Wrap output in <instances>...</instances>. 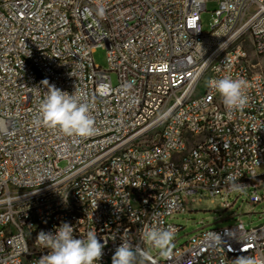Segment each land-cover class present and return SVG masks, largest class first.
Returning a JSON list of instances; mask_svg holds the SVG:
<instances>
[{
    "label": "built area",
    "instance_id": "1",
    "mask_svg": "<svg viewBox=\"0 0 264 264\" xmlns=\"http://www.w3.org/2000/svg\"><path fill=\"white\" fill-rule=\"evenodd\" d=\"M208 2L216 9L204 31ZM97 48L107 70L93 62ZM224 75L248 82L243 109L226 110L207 86ZM45 80L86 95L93 136L33 125ZM229 175L251 205L264 201V0H0V264H36L47 254L36 236L63 222L78 238L95 230L107 240L97 264L125 238L147 252L141 230L171 226L177 236L184 228L171 220L195 196L229 210ZM201 225L169 258L138 260L264 264V222Z\"/></svg>",
    "mask_w": 264,
    "mask_h": 264
},
{
    "label": "clouds",
    "instance_id": "2",
    "mask_svg": "<svg viewBox=\"0 0 264 264\" xmlns=\"http://www.w3.org/2000/svg\"><path fill=\"white\" fill-rule=\"evenodd\" d=\"M97 15L101 18L105 15V9L99 7ZM45 95L38 104V109L33 116L32 123L35 127H43L54 133L66 137H91L96 132L95 119L92 115L93 104L86 95L75 90L72 94L49 85ZM133 84L124 85V89L130 90ZM207 86L218 93L226 110H240L248 103V82L243 78H234L231 75L210 78ZM238 177L229 175L227 181L230 191L237 194H246L245 185L238 183ZM174 227H145L141 230L142 241L155 250L162 258H169L175 247ZM37 247L46 249L47 254L42 255L36 264H97L103 256V250L107 240L103 243L95 230H88L82 238L74 235V228L67 222L61 223L54 232L40 231L36 236ZM147 252H138L128 239H122L111 258V264H143L138 256H147ZM231 264H256V260L250 256H240Z\"/></svg>",
    "mask_w": 264,
    "mask_h": 264
},
{
    "label": "rangeland",
    "instance_id": "3",
    "mask_svg": "<svg viewBox=\"0 0 264 264\" xmlns=\"http://www.w3.org/2000/svg\"><path fill=\"white\" fill-rule=\"evenodd\" d=\"M215 9L216 4L214 2H208L206 4V10L201 13L200 19L204 31L209 30L213 19V11ZM92 57L96 66L100 67L101 70H107L105 49L97 48ZM110 79L112 83L115 84L116 77L114 74H110ZM66 165L65 161H61L58 164L60 168H65ZM257 194L259 196H264V181L261 182L260 187L257 189ZM247 195L248 192H246V194L231 192L226 201L233 205L227 211H223L219 206L220 198L212 200L209 197H205L201 201H198V196H195V203L190 204L188 208L192 211L174 216L171 220L173 224L180 225L184 228L179 234H177V236H175V247L184 243L190 235L200 229L202 227L201 223H208V227H225L232 225L237 216H239L246 229L256 227L258 224L263 223L264 201L257 205H251L248 201ZM146 251L151 255H154L155 253L158 254L155 250H151L149 247H146ZM108 264H111V259L108 261Z\"/></svg>",
    "mask_w": 264,
    "mask_h": 264
}]
</instances>
